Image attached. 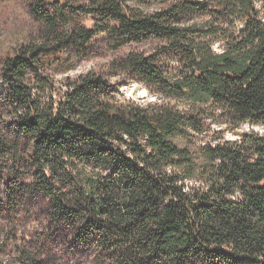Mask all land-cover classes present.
Masks as SVG:
<instances>
[{
	"label": "trees",
	"instance_id": "1",
	"mask_svg": "<svg viewBox=\"0 0 264 264\" xmlns=\"http://www.w3.org/2000/svg\"><path fill=\"white\" fill-rule=\"evenodd\" d=\"M146 1L31 3L42 30L0 72V185L44 194L93 264H264V132L197 142L218 118L264 126V0ZM102 37L111 52L161 41L111 69L174 102L124 99L100 71L56 87ZM16 262L51 264L23 250Z\"/></svg>",
	"mask_w": 264,
	"mask_h": 264
},
{
	"label": "rangeland",
	"instance_id": "2",
	"mask_svg": "<svg viewBox=\"0 0 264 264\" xmlns=\"http://www.w3.org/2000/svg\"><path fill=\"white\" fill-rule=\"evenodd\" d=\"M34 0H0V72L3 61L11 56L21 45H25L38 38L42 25L30 11ZM147 9L164 8L170 5V0H148L145 2ZM196 20H202L197 17ZM161 41L147 40L125 48L123 51L111 52L107 49V38L102 37L95 42L92 53L85 59L77 62L74 70L66 74H52L56 87H61V82L67 77L76 78L89 71H100L112 81L119 91V95L127 100L138 103L149 102H174V99L165 98L144 83L135 80L124 73L111 69L112 62L124 57L129 50H135L147 55L159 51ZM215 48L219 50L218 44ZM165 67L171 74L179 71V64L170 57H162ZM0 92L5 93V85L1 84ZM0 104V115L1 112ZM211 122L207 129L209 132L200 136L198 143H204L211 136H223L227 140H237V133L254 129L261 132L258 126L242 125L238 130H228L223 123ZM23 149L27 150L30 140H23ZM20 182L29 184L30 181L20 177ZM52 205L49 199L41 193L24 189L18 191L14 197L0 185V264H16L19 251H28L40 258L46 259L51 264H93L94 255L87 250L73 247L72 229L66 225L56 227L51 218Z\"/></svg>",
	"mask_w": 264,
	"mask_h": 264
},
{
	"label": "built area",
	"instance_id": "3",
	"mask_svg": "<svg viewBox=\"0 0 264 264\" xmlns=\"http://www.w3.org/2000/svg\"><path fill=\"white\" fill-rule=\"evenodd\" d=\"M258 129L261 131L260 133L264 132V126H258Z\"/></svg>",
	"mask_w": 264,
	"mask_h": 264
}]
</instances>
